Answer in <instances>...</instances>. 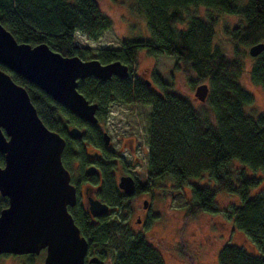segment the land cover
Returning a JSON list of instances; mask_svg holds the SVG:
<instances>
[{"label":"trees","instance_id":"trees-1","mask_svg":"<svg viewBox=\"0 0 264 264\" xmlns=\"http://www.w3.org/2000/svg\"><path fill=\"white\" fill-rule=\"evenodd\" d=\"M134 1L135 9L146 20L149 37L125 39L119 48L97 49L76 43L77 32L96 40L113 24L97 0H0V23L18 42L46 43L63 55H77L84 60H121L130 65L140 50L150 55L174 56L197 80L207 81L209 93L201 109L174 92L159 93L130 75L125 79L113 76L106 81L91 76L80 80L78 89L89 101L99 104V117L108 102L135 100L150 106L147 167L152 180L170 182L167 187L181 194L190 184L189 214L216 211L218 192L235 193L240 203L231 206L229 215L255 250L241 244H226L219 251L218 264H264V112L253 116L244 110L253 101V95L240 81L245 66L238 53L241 45L264 42V0ZM198 6L243 19L227 30L233 56L214 45L215 17L189 14L191 7ZM253 59L248 75L264 90V51ZM0 68L27 89L39 116L50 129L66 136L70 124L86 125V137L99 144L98 128L78 118L22 75L1 63ZM69 145L73 147L74 142ZM76 147L77 156L83 157V147ZM70 154L63 156L66 164L74 157ZM3 162L0 153V164ZM233 162L243 168L233 170ZM247 169L253 173H247ZM205 175L215 182L214 187L189 182ZM253 189L256 192L251 195ZM0 203L1 209V200ZM74 216L78 224H83L84 213ZM106 242V235L96 231L95 249L98 246L104 250ZM25 257L32 263L38 256ZM119 263L165 264L160 254L142 240H133L125 247Z\"/></svg>","mask_w":264,"mask_h":264},{"label":"water","instance_id":"water-1","mask_svg":"<svg viewBox=\"0 0 264 264\" xmlns=\"http://www.w3.org/2000/svg\"><path fill=\"white\" fill-rule=\"evenodd\" d=\"M263 51V41L249 47L253 57ZM0 63L90 124L98 122V104L79 91V81L91 76L102 81L129 76V66L121 60H84L63 55L46 43L18 42L1 23ZM208 93V83L202 82L194 95L204 102ZM70 134L80 136L82 131L72 127ZM104 136L108 142V134ZM65 144V138L39 116L27 89L0 68V153L4 157L0 194L9 199V205L0 210V254H39L45 250L42 264H85L88 242L68 210V205L76 204L77 195L62 161ZM131 180L122 178L121 186L127 191L133 188ZM90 210L93 215H102L109 207L91 199Z\"/></svg>","mask_w":264,"mask_h":264},{"label":"flooded vegetation","instance_id":"flooded-vegetation-1","mask_svg":"<svg viewBox=\"0 0 264 264\" xmlns=\"http://www.w3.org/2000/svg\"><path fill=\"white\" fill-rule=\"evenodd\" d=\"M128 66L131 78L142 82V76L133 77L132 69L129 64ZM147 80L145 78V82ZM149 82H146L147 87H155L154 81ZM118 105L126 108L114 110L113 106ZM134 106L145 105L135 100L108 102L99 117L98 104V122L89 124L99 129V144L94 142V138L86 137V125L70 124L66 129V136L61 134L66 140L62 161L70 172L71 183L76 187L77 195L76 204L68 205V210L75 222L74 215L84 213L83 224H76L88 242L85 264H120L123 249L133 240H142L155 249L164 260L163 254L167 249L168 240L161 231L167 224L168 207L181 193L169 189L165 183H155L152 180L147 167L148 149L145 144L149 114L143 115L140 110L133 109ZM72 127L79 128L82 134L71 136ZM105 133L108 134V142ZM69 142H74V146L71 147ZM78 145L84 149L83 157L77 156ZM70 153L74 154V157L72 156L66 164L63 156H69ZM89 168H92L91 172ZM126 176L132 179L131 191L121 186L122 178ZM91 199L107 204L109 210L102 215H93L90 210ZM0 200L3 204L1 209L9 205L7 196L0 194ZM98 230L106 235L104 250L98 246L95 249L94 246L95 233ZM40 253L44 260L45 250Z\"/></svg>","mask_w":264,"mask_h":264},{"label":"rangeland","instance_id":"rangeland-1","mask_svg":"<svg viewBox=\"0 0 264 264\" xmlns=\"http://www.w3.org/2000/svg\"><path fill=\"white\" fill-rule=\"evenodd\" d=\"M102 11L111 17L112 26L104 31L96 40L77 32L76 43L81 47L91 48H119L123 40L148 38L149 31L145 18L135 9L134 0H97ZM189 14L208 18L210 15L216 18L214 45L222 49L226 54L233 56L235 52L231 47L227 30L242 23L240 16L232 14H220L214 9L203 6L191 7ZM249 45H241L238 53L244 60L245 71L240 81L247 91L253 95V101L244 106L246 113L256 116L264 112V90L260 84L251 80L248 70L254 63L249 54ZM132 76H142L154 81L152 87L159 93L174 92L186 99L197 108H203L202 102L197 100L194 92L196 86L205 80L199 81L194 73L187 71L183 63L178 62L174 56L165 54L150 55L146 50H140L137 59L131 64ZM115 109H124L125 106H113ZM143 115L149 114L150 106H134ZM147 134L148 135V122ZM146 146L147 141L145 142ZM146 164V162H145ZM233 170L243 168L238 162L231 164ZM247 173L253 172L247 169ZM261 175L260 172L257 173ZM206 176V175H205ZM201 177L197 181L189 182L214 187L215 182L209 177ZM165 183V182H164ZM170 182H166L168 185ZM170 185V184H169ZM256 191L251 190V195ZM168 207L167 224L161 233L168 240L167 249L164 251L165 264H218V254L226 244L244 245L255 250L252 242L235 228L234 221L230 217L232 205H238L240 198L235 193L220 191L216 195V211L198 212L189 214L188 201L190 199V184H186L182 194ZM1 205V203H0ZM32 263L27 257L14 254H0V264H42L43 255L40 253Z\"/></svg>","mask_w":264,"mask_h":264}]
</instances>
